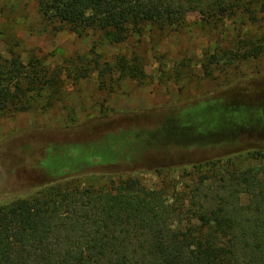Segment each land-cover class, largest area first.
<instances>
[{"label":"trees","instance_id":"16d2710c","mask_svg":"<svg viewBox=\"0 0 264 264\" xmlns=\"http://www.w3.org/2000/svg\"><path fill=\"white\" fill-rule=\"evenodd\" d=\"M244 7L245 0H39L46 27L79 36L93 32L99 44L114 45L141 37L148 27H181L192 14L220 34L225 20ZM3 37V115L53 107L65 77L78 81L98 72L107 79L117 70L123 78H142L141 58L121 55L114 66L102 63L96 40L91 60L79 55L68 61L75 66L68 72L51 71L35 53L24 60L21 41L11 32ZM262 55L263 44L242 40L207 56L205 75L210 78L225 59L232 66ZM257 134H264L263 111L247 102L212 100L128 138L109 136L65 153L49 149L40 167L52 181L0 205V264H264V148L153 168L161 179L154 189L133 174L140 169L122 173L147 152L232 145ZM176 171L187 180L181 191L165 176Z\"/></svg>","mask_w":264,"mask_h":264},{"label":"rangeland","instance_id":"374dc122","mask_svg":"<svg viewBox=\"0 0 264 264\" xmlns=\"http://www.w3.org/2000/svg\"><path fill=\"white\" fill-rule=\"evenodd\" d=\"M225 21L219 34L218 30L203 25L199 15L192 14L178 28L161 32L148 27L141 37L133 35L125 43L99 44L93 32L79 36L68 29L57 31L52 25L46 27L39 13V0H0V52L4 56H8V51L3 32H11L21 41L24 60H28L29 52L35 53L43 57V63L51 71L74 70L75 66L68 61L79 55L91 60L95 40L102 63L114 66L121 55L132 62L135 56L142 61L141 66L137 64L142 78H123L117 70L107 79L98 72L78 81L65 77L53 107L16 115L0 113V205L52 181L40 167L49 149L65 153L100 143L109 136L128 138L157 127L163 117L176 115L203 101L217 100L226 105L247 102L264 112V55L232 66L225 59L213 66L210 78L204 71L207 56L219 49L232 50L242 40L264 45V0H245L238 16ZM252 147L264 148V134L243 138L232 145L183 149L172 154L147 152L142 163L135 162L122 173L140 169L133 174L154 189L161 185L154 170L157 167L172 165L171 162L187 166ZM93 171L98 170H91L82 179ZM180 173L165 175L168 180L175 179L178 191L187 181H180Z\"/></svg>","mask_w":264,"mask_h":264}]
</instances>
